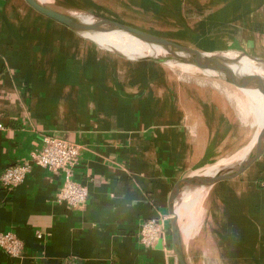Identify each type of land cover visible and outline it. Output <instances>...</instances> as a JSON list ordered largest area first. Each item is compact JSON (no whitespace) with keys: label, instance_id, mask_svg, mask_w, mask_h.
<instances>
[{"label":"crops","instance_id":"0c3cea01","mask_svg":"<svg viewBox=\"0 0 264 264\" xmlns=\"http://www.w3.org/2000/svg\"><path fill=\"white\" fill-rule=\"evenodd\" d=\"M16 1L0 0V171L29 159L42 137L52 134L82 146L73 178L89 194L83 208L58 202L64 174L39 165L16 188L0 186V231H13L24 241L16 257L0 248V264H177L170 220L174 192L180 185L178 198L191 188L204 190L182 181L222 168L204 169L228 155L223 147L245 122L239 107L230 97L208 100L157 61L133 63L77 37L48 40V30ZM181 1L167 4L180 20L186 11L203 15L197 18L214 28L215 44L222 47L217 50L264 63V0H186L189 9H180ZM138 12V20L148 13L142 4ZM254 74L264 79L263 72ZM262 136L264 120L249 150L226 162L241 161ZM262 160L258 167L264 170ZM240 182L219 189L210 204L233 194ZM249 185L254 193V183ZM165 216L164 237L150 247L141 243L142 222ZM250 255L243 264H264Z\"/></svg>","mask_w":264,"mask_h":264},{"label":"rangeland","instance_id":"374dc122","mask_svg":"<svg viewBox=\"0 0 264 264\" xmlns=\"http://www.w3.org/2000/svg\"><path fill=\"white\" fill-rule=\"evenodd\" d=\"M36 1L45 9L66 15L70 22L93 23L107 19L134 26H138V22H142L146 27L163 29L168 33L176 35L179 39L189 41L199 49L226 58L228 64L236 72H239L237 66L241 68L242 62L249 60L253 64V67L248 69L252 70L249 72L264 73V63L253 60L245 53L232 50H217L222 47L221 45L215 44L216 38L214 28H207V26H204V23L199 21V18L203 17V15H200L197 11L188 15V11H186L185 20H180L179 17L177 18V12L173 13L168 7L167 3L169 0ZM140 3L148 13L142 14L143 19L138 20V16H141L138 12L141 7ZM187 5L188 3L186 0L181 1L179 8L181 9L186 6V9H189ZM190 6H194L193 1H191ZM151 11L154 12L151 13ZM173 15L174 18L172 17ZM197 16L199 18H197ZM27 18L29 19V17ZM52 19L56 20V18ZM42 32H44V30H42ZM45 33L48 40L68 41L69 38L67 36L62 35V37L61 35L53 34L49 30ZM104 36L109 37V35ZM110 36L121 39V37L124 38L125 35L111 34ZM127 37L129 36H125L126 41L137 40V38L132 37H129L130 39L128 38L127 40ZM79 39L98 47L95 49L101 52L109 53L110 55L117 56L133 63H138L139 60L157 61L160 65L172 69L177 79L185 82L187 81L191 85H196L200 88L199 90L202 91V94L207 95L208 100L213 101L216 96H222L223 100H226L227 97L231 98L232 102L239 107L242 120L245 122L237 126V131L234 133L236 138L232 140L231 145L229 147H223L224 152H227L228 155H224L222 163H209L205 165V171L215 166L223 167L231 164L227 163L229 161L226 162V160L238 158V156H241L244 151L246 152L249 150L255 143L264 120V99L261 92L257 89L256 92L253 93L249 92V90H242L220 79L213 73L205 72L194 65L177 62L175 60H167L166 62L158 61L154 58L170 55V52L159 44H151L138 39L139 42L149 45L150 50H155L157 48L159 50L157 55H138L133 53V50H124L125 48H120V44H124H116L118 43L117 41H119L118 39H114L110 42H104L98 40V38L89 37L78 38V40ZM126 41H124V43ZM111 43L114 44L112 45ZM245 72L246 71H242V73ZM208 117L214 119V116L209 115ZM260 162L261 161L250 168L254 169V172L248 175L242 174L234 180L241 182L236 184L238 187L236 186V188H233V194H228L229 196L227 197L225 193H223L220 197H217L216 200H212L213 204H210L212 199L211 196L217 193V191L208 195V188L204 189L206 195L202 199L197 198L194 200V197L202 192V190L196 192L192 191V188L182 193L178 198L181 225L183 227L181 242L183 252L189 264H225L224 261H227V259H230V257L235 254L239 258L237 262H233V264H243L248 258L251 260L252 255L250 254L252 253L254 255L253 260L256 263H264V204L262 203L264 170L258 167ZM255 172H257V174ZM248 183H254L253 187L255 194L252 193V185ZM231 201L232 208L228 206V204H231ZM235 213H237V215H234ZM227 248L228 251H225Z\"/></svg>","mask_w":264,"mask_h":264},{"label":"water","instance_id":"95a60500","mask_svg":"<svg viewBox=\"0 0 264 264\" xmlns=\"http://www.w3.org/2000/svg\"><path fill=\"white\" fill-rule=\"evenodd\" d=\"M23 12L29 16L34 22L38 23L43 28L59 35L77 38H97L101 35L124 34L135 37L151 44H159L170 52V55L165 57L154 58L161 62L167 60H175L177 62L194 65L199 69L213 73L215 76L224 81L242 89V90H258L264 98V79L257 74H241L236 72L228 64L226 58L210 54L202 49L192 45L189 41L179 39L176 35L168 33L163 29H156L146 26H134L122 22L105 19L101 22L81 23L70 22L68 17L64 14L52 12L40 6L36 0H17ZM44 15L56 18L62 24H55L44 17ZM67 20V21H66ZM152 58V57H151ZM264 159V136H262L254 149L241 161L222 167L213 173L207 174L203 177L185 179L182 184L189 186L208 188V195L214 193L231 183L236 178L245 173L248 169L256 163ZM217 187H213L216 184ZM183 186V185H182ZM180 185L174 192L171 206H170V220H171V238L173 244V251L177 257V264H189L183 252L181 242V217L180 206H178V195L181 192ZM206 195L202 190L194 198L201 199ZM187 202V201H186ZM185 203V202H184ZM183 203V204H184ZM182 204V205H183Z\"/></svg>","mask_w":264,"mask_h":264},{"label":"built area","instance_id":"2783aa9c","mask_svg":"<svg viewBox=\"0 0 264 264\" xmlns=\"http://www.w3.org/2000/svg\"><path fill=\"white\" fill-rule=\"evenodd\" d=\"M82 146L52 134L42 137L41 145L31 152L29 159L7 166L0 171V186L12 190L20 185L35 165L62 172L65 180L56 193V200L73 208H83L88 198L86 185L73 178V170L80 160ZM168 216L159 219L151 218L142 222L139 239L145 246H153L167 232ZM37 236L43 233L37 231ZM0 248L12 257L19 256L24 248V241L13 231H0Z\"/></svg>","mask_w":264,"mask_h":264},{"label":"bare ground","instance_id":"6f19581e","mask_svg":"<svg viewBox=\"0 0 264 264\" xmlns=\"http://www.w3.org/2000/svg\"><path fill=\"white\" fill-rule=\"evenodd\" d=\"M62 23V22H61ZM64 24V23H63ZM125 36H129V35H125ZM125 36H124V38L123 37H121V39H119V38H117V37H115V36H109V37H105L104 35H101V36H98L97 38H98V40H100V41H112V40H116V39H118L119 41H117L118 43H116V44H120V43H123L124 45H122V44H120V48H125L124 50H133V53H136V54H138V55H157L158 54V52H159V50H158V48L157 49H155V50H150V47H149V45H147V44H144V43H142V42H139L138 41V39L137 40H132V41H126L125 40ZM130 38L132 37V36H129ZM129 37H127V40H128V38ZM129 38V39H130ZM132 38H135V37H132ZM124 41H126L125 43H124ZM112 44V43H111ZM114 44V43H113ZM112 44V45H113ZM238 67V69H239V72L241 73V74H244V75H247V74H252L251 72H249V71H252V70H248V69H250L251 67H253V64L249 61V60H246V61H243L242 62V65H241V68H239V66H237ZM242 71H246L245 73H242ZM249 92H256V90H249ZM244 93V92H243ZM255 95H256V93H255ZM254 95V96H255ZM254 98V97H253ZM262 98V97H261ZM264 99V98H263ZM255 100V99H254ZM261 100V99H260ZM260 108H261V106H260ZM218 169V168H217ZM216 169V170H217ZM216 170H214V171H212V173L213 172H215ZM201 193V192H200ZM202 199V198H201ZM196 210V209H195Z\"/></svg>","mask_w":264,"mask_h":264}]
</instances>
